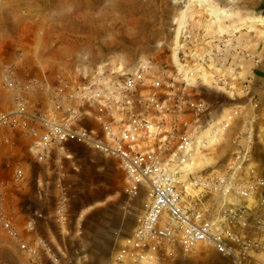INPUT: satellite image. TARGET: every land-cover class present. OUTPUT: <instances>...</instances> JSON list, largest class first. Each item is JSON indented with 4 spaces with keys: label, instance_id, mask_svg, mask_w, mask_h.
I'll list each match as a JSON object with an SVG mask.
<instances>
[{
    "label": "built area",
    "instance_id": "2783aa9c",
    "mask_svg": "<svg viewBox=\"0 0 264 264\" xmlns=\"http://www.w3.org/2000/svg\"><path fill=\"white\" fill-rule=\"evenodd\" d=\"M234 37L232 32L206 41L183 30L175 70L145 61L116 80L81 86L60 76L53 85L29 77L23 89H42L49 106L31 110L18 96L10 108L0 110V128H20L33 136L40 159H49L52 148L69 158L66 144L83 145L115 160L130 194H143L144 208L116 263L148 264L159 260L162 249L178 245L185 250L210 248L230 264H264V179L252 165L253 117L236 133L230 158L219 171L189 170L191 159L211 137L247 115L237 103L226 118L210 125L217 115L193 92L209 86L237 98L250 93L249 80L233 82L239 72L231 77L223 73L228 69L225 55L238 56ZM3 79L10 89L16 87L8 69ZM253 99L248 98L250 107L255 106ZM89 116L96 129L84 125ZM64 210L60 201L58 211ZM0 226L18 240L29 264H59L33 220L24 223L26 236L17 238L2 193Z\"/></svg>",
    "mask_w": 264,
    "mask_h": 264
},
{
    "label": "rangeland",
    "instance_id": "374dc122",
    "mask_svg": "<svg viewBox=\"0 0 264 264\" xmlns=\"http://www.w3.org/2000/svg\"><path fill=\"white\" fill-rule=\"evenodd\" d=\"M263 8L264 0H0V109L8 103L11 90L3 79L5 69L18 79L32 74L53 85L60 76L80 86L116 80L145 61L175 70L181 33L190 29L206 41L235 32L238 56L225 55L228 69L223 73L231 77L239 72L238 79H232L236 84L250 81L248 96L253 95L255 106L248 104L246 113L254 115L260 97L257 83L264 79ZM246 60L253 63L249 75ZM193 92L218 113H227L225 109L244 98L209 86L195 87ZM241 119L196 152L189 166L192 174L219 171L226 164L232 141L245 122ZM68 150L69 158L57 153L48 160L54 171L49 190L54 192L46 198L37 228L59 264H118L115 256L144 208L143 194H130L115 160L79 144L69 145ZM60 201L65 203L62 213ZM16 232L20 238L22 233ZM16 241L0 226V264H29ZM175 248L158 253L159 260L230 264L207 247Z\"/></svg>",
    "mask_w": 264,
    "mask_h": 264
},
{
    "label": "crops",
    "instance_id": "0c3cea01",
    "mask_svg": "<svg viewBox=\"0 0 264 264\" xmlns=\"http://www.w3.org/2000/svg\"><path fill=\"white\" fill-rule=\"evenodd\" d=\"M245 62V72L249 75L253 63L247 60ZM242 74L244 75L245 73ZM29 77H32V74H27L22 78L20 77V79L14 75L16 87L10 90V97H8L9 101H7L8 103L4 106V109L10 108L14 103V99L18 96L26 100L31 110H44L49 106L48 94L42 89L38 88L33 93L23 89ZM251 82H255V79H251ZM257 86H259V90L255 89L258 91L260 97L256 109L254 110V115H252V113H247L245 117H241V121H246L248 117H253L256 140L253 146L252 165L264 179V79L258 82ZM250 88H252L251 83ZM248 98L249 96L247 94L244 96L243 100H241L242 102L238 103L243 111H246L247 105L249 104ZM208 105L210 107L209 103ZM233 107L229 106L227 109L224 108L227 113H218L216 109L214 110L211 108L213 113L217 115V118L212 120L213 123L218 122L220 118H226V115L232 111ZM238 121L240 120H237L236 123H238ZM30 124L35 128L37 126L34 122ZM84 125L93 129L97 128V124L90 116L86 118ZM206 131H208V129ZM33 141V136L24 134L20 128H0V186H2V188L4 187V204L8 214L13 220L15 229L19 234L22 233L20 234L22 235L20 236L21 238L26 236L24 231V223L26 220L31 219L34 221L35 225L37 223L39 225V220L44 215L46 198L50 196V192H54L53 190H49V185L52 183V178L54 177L53 163L48 161L49 159L39 158L38 152L32 146ZM72 144L75 143L66 144L67 150L68 146ZM70 153L71 152H69V156L72 155V153ZM56 154V149L52 148L50 150V157H54ZM18 170L20 171V176L17 178L16 173ZM12 243L14 244V242ZM15 243L18 249L22 251L21 253L27 255V253L20 248L19 242L16 241ZM175 247L169 248L168 251H170V253L175 251ZM195 249L197 248L191 250ZM163 251L164 249H162L160 253ZM173 259L174 258H168L164 261L165 259L161 258L157 261V264H195L193 260H188L186 263L181 260L174 261Z\"/></svg>",
    "mask_w": 264,
    "mask_h": 264
},
{
    "label": "trees",
    "instance_id": "16d2710c",
    "mask_svg": "<svg viewBox=\"0 0 264 264\" xmlns=\"http://www.w3.org/2000/svg\"><path fill=\"white\" fill-rule=\"evenodd\" d=\"M263 15H264V10H263Z\"/></svg>",
    "mask_w": 264,
    "mask_h": 264
}]
</instances>
